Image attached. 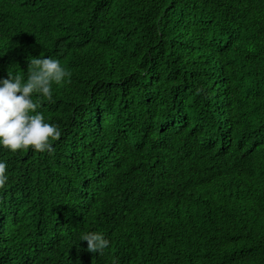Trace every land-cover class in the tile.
I'll return each instance as SVG.
<instances>
[{
  "label": "trees",
  "instance_id": "16d2710c",
  "mask_svg": "<svg viewBox=\"0 0 264 264\" xmlns=\"http://www.w3.org/2000/svg\"><path fill=\"white\" fill-rule=\"evenodd\" d=\"M48 56L61 135L0 148V264H264V0H0V79Z\"/></svg>",
  "mask_w": 264,
  "mask_h": 264
},
{
  "label": "clouds",
  "instance_id": "9594fccd",
  "mask_svg": "<svg viewBox=\"0 0 264 264\" xmlns=\"http://www.w3.org/2000/svg\"><path fill=\"white\" fill-rule=\"evenodd\" d=\"M31 70L25 81L20 74H10L0 79V148L12 152L18 150L52 151L50 141L61 135L57 125L49 122L42 112L40 98L52 100V84L62 83L69 75L58 59L51 57L33 58ZM39 94L37 101L33 94ZM8 165L0 160V188L9 177ZM87 241L88 250L100 252L109 247L110 241L98 232H90L82 237Z\"/></svg>",
  "mask_w": 264,
  "mask_h": 264
}]
</instances>
